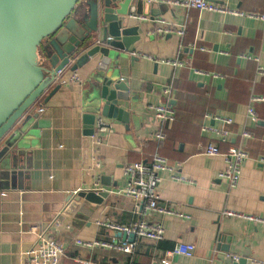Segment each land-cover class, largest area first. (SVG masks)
I'll use <instances>...</instances> for the list:
<instances>
[{
    "label": "crops",
    "instance_id": "1",
    "mask_svg": "<svg viewBox=\"0 0 264 264\" xmlns=\"http://www.w3.org/2000/svg\"><path fill=\"white\" fill-rule=\"evenodd\" d=\"M154 1L162 6L154 20L136 17L144 26L141 40L133 45L137 60H121V78L129 83L130 99L123 104L129 112L128 123L103 117L112 131L99 134L100 143L92 136L95 122L93 133H87L82 106L87 91L85 66L75 70L81 84L62 85L44 102L54 87L50 86L31 109L36 112L40 101L44 106L23 131V157L30 158V166L13 184L0 182V264H25L31 254L40 251L42 242L32 232L35 223L41 225L45 240L64 247V255L55 264L236 262L227 254L244 258L247 264H264V222L221 214L231 210L264 220V102H251L252 96H264V74L257 72L259 64L264 66V20L260 17L264 0H221L243 14L186 9L172 4L173 0ZM164 26L173 30L184 26V35L155 32ZM197 51V63L205 56L203 64L210 69L190 66ZM175 60L188 65L174 66L171 62ZM44 66L50 69L47 63ZM42 74L47 78V72ZM167 84L172 85L176 118L166 126L158 151L173 172L159 173L156 191L161 208L184 216L162 212L145 216L149 224L161 223L163 237L154 241L135 235L131 254L90 247L87 243L94 240H123L102 223L129 227L140 218L139 204L122 193L126 184L123 168L151 160L158 121L147 106L164 101L162 89ZM249 105L256 120L247 114ZM224 118L231 123H224ZM39 120L43 126L31 128ZM212 126L226 129V139L203 130ZM245 130L250 137L241 136ZM208 143L216 144L221 152L231 144L245 150L247 156L234 188L229 189L218 176L225 167L224 158L201 153ZM95 157L98 165L93 162ZM3 158L1 155L0 164ZM173 173L189 181H178ZM88 191L106 195H99L96 202L79 196ZM179 243L194 245L193 254H167Z\"/></svg>",
    "mask_w": 264,
    "mask_h": 264
},
{
    "label": "water",
    "instance_id": "2",
    "mask_svg": "<svg viewBox=\"0 0 264 264\" xmlns=\"http://www.w3.org/2000/svg\"><path fill=\"white\" fill-rule=\"evenodd\" d=\"M160 9L154 0H0V142L4 141L0 157L5 156L0 182L13 184L29 168L22 136L39 113L28 110L49 85L50 75L70 58L74 59L69 67L72 71L83 66L88 70L82 105L87 133H93L98 114L128 123L129 112L123 104L130 99L129 83L121 78V60H137L133 45L141 40L144 26L136 17L154 20ZM59 88L54 86L44 102ZM36 125L43 126V120L31 128ZM99 195L92 191L79 194L94 202ZM117 234L128 242L135 238L134 233ZM232 264L247 261L239 258Z\"/></svg>",
    "mask_w": 264,
    "mask_h": 264
},
{
    "label": "built area",
    "instance_id": "3",
    "mask_svg": "<svg viewBox=\"0 0 264 264\" xmlns=\"http://www.w3.org/2000/svg\"><path fill=\"white\" fill-rule=\"evenodd\" d=\"M172 4L182 6L186 9H197L206 10L222 13H233V14H243L242 12L231 10L227 8L218 1L215 0H173ZM264 20V15L260 16ZM144 18V17H141ZM176 31L180 36L184 35L185 27L173 30L170 27H160L156 28L157 33H172ZM74 63V59L70 58L69 62L63 66L61 69L54 71L49 77V85L43 88L42 95L50 86H62L71 83L81 84V78L75 70H71L66 73L69 67ZM174 66L188 65L187 61L175 60L171 62ZM196 72H201L196 70ZM257 72L264 74V66L260 64L257 66ZM171 91L172 85L167 84L162 89V94L164 96V101L159 104H150L147 106V110L154 115L158 121V126L156 131L153 133V139L156 142V150L151 155V160L149 162L136 161L126 164L123 168V173L126 179L125 187L122 193L135 200L138 206V212L140 218L132 226H122L120 224H115L112 222L102 223L111 232H123L125 234L134 233L137 237H144L154 241L162 239L164 229L161 223L155 222L152 224L147 223L145 216L153 212H162L169 215H177L183 217L182 213L176 210L165 209L159 206L160 196L158 195L156 188L161 180L159 173L162 171L173 172V167L169 163L168 159L162 156L159 151V144L163 141L165 137V128L168 124H171L175 120V113L171 103ZM41 95V96H42ZM41 98V97H40ZM39 98V99H40ZM39 101V100H38ZM251 102H264V96H252ZM37 103V102H36ZM36 106V112L41 113L44 110L43 104L40 103ZM35 106V105H34ZM34 106L32 108H34ZM31 109L28 110L29 113ZM247 114L252 120H256V114L251 105L247 108ZM224 123L230 124V118H224ZM210 130L220 136L221 140H225L228 135L226 129H219L214 126L203 128V130ZM112 131V125L102 116H97L95 120V133L92 135L96 143H100L99 134H104ZM242 137H250L251 134L248 131H243L241 133ZM201 153L207 156H222L224 158L225 167L219 172V178L225 180L230 188H234L239 181L241 173V164L245 157L247 156L242 145H229L225 152H221L218 146L214 143H208L201 147ZM95 165L99 164L98 158H93ZM173 178L178 181H189L179 175L172 174ZM224 216H237V217H247L250 220L257 222H264L263 219L256 216H247L240 212H234L231 210H224L222 213ZM32 232L37 236L38 240L42 242L40 251L36 254L33 253L29 256L25 264H55L64 255V247L61 243L53 240H45L44 231H42L41 225L35 223L32 227ZM77 244L86 243L81 240H76ZM90 247H102L111 250L122 251L127 254H131L135 247V242H128L127 239L119 240L116 238H111L108 241L105 240H94L87 243ZM194 245L192 244H182L179 243L172 250L168 251L167 254H184L186 256H191L194 251ZM34 249V248H33ZM32 249V250H33ZM31 250V251H32ZM30 251V252H31ZM29 252V253H30ZM227 257L237 261L239 256L227 254ZM83 264H90L89 261L83 262Z\"/></svg>",
    "mask_w": 264,
    "mask_h": 264
},
{
    "label": "trees",
    "instance_id": "4",
    "mask_svg": "<svg viewBox=\"0 0 264 264\" xmlns=\"http://www.w3.org/2000/svg\"><path fill=\"white\" fill-rule=\"evenodd\" d=\"M186 33H187V34H188V33L192 34V31H191V30H188ZM198 53H199V52L197 51V52L194 54V57H193V59H192V62L190 63V66H191V67H195V68H199V69H204V70H208V69H210V68L208 67V65L203 64V63H205V61H206L205 56H204V57H201V58H202V63H201V64H198V63H197V60L200 59V55H199ZM175 118H176V115H175ZM174 121H175V120H174ZM174 121H173V122H174ZM173 122H172V123H173ZM154 142H155V140H154ZM155 144H156V142H155ZM159 146H160V144H159Z\"/></svg>",
    "mask_w": 264,
    "mask_h": 264
}]
</instances>
